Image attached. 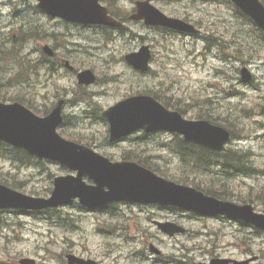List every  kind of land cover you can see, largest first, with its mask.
Here are the masks:
<instances>
[{"label":"rangeland","instance_id":"rangeland-1","mask_svg":"<svg viewBox=\"0 0 264 264\" xmlns=\"http://www.w3.org/2000/svg\"><path fill=\"white\" fill-rule=\"evenodd\" d=\"M24 1H28L27 5ZM154 3L170 15L180 17L186 15L198 20L202 16L197 6L190 0H158ZM20 4H24L28 10L29 4L35 6L36 0H0V43L11 40L13 33L18 32L9 30L7 24L14 20L11 14L20 19L19 14L13 9ZM120 4L121 6L114 4V10L125 13L128 10L125 6H131V0H122ZM202 10L203 13L208 14L209 19L216 20L209 25L210 31L216 29L220 31L223 28L226 31L223 25H229L230 21L234 20L232 11L223 5H206L202 7ZM34 16L37 22H45V17L35 13ZM132 27L135 35L129 34L127 39L116 42L102 41L99 43L102 49H96L91 56L86 49L95 45L91 42L95 38L94 33H84L80 30L70 32V34L83 38V40H78L82 45L77 51L74 48H68L65 38L55 42L58 46H62L63 51H65L64 46L71 51H66L64 56L71 58L72 64L78 71L91 68L96 75L98 74V81L94 86L86 88L79 86L76 75L67 70L62 71L63 75L48 79L46 84L43 79L40 82L35 79L34 83L29 77L30 73L22 71L16 77L10 76V73L4 77L0 75V97L7 100L20 97L39 108H45V106L50 108L56 103L58 97L69 99L70 102L65 107L68 119L60 132L68 138L100 146L95 149L103 154L111 155L115 160H122L123 153L128 152L131 147H138V151L143 155L147 153L157 156L161 149L159 143L168 139L166 136L168 134L149 137L148 141L151 142L149 144L137 145L131 140H126L117 145L106 146L104 138L107 127L103 123L94 122L97 118V115L92 113L94 108L101 110L131 93L149 89L157 90L163 86L164 88L160 90L163 96L167 94L177 98L184 97L185 101L193 105L198 102L199 106H202L200 110L211 108V113H216V115H219L221 111H232L238 105L240 118L244 117L245 111H252L255 114L251 119H245L246 125H243L241 120L236 121L237 131L241 134L246 133L250 139L238 141V144L234 142L231 146L251 148L255 154L257 168L264 171V127H261L264 124V114L261 111L264 104V67L261 69L260 66L253 65L255 75L253 84L256 83L253 86L242 84L238 78L230 82L229 76L216 70L222 62L215 57V54L205 59L197 53L203 45L199 42L197 46L195 38L172 36L165 32L160 35L154 34L137 23H133ZM13 28L18 30L19 27ZM36 29L40 31L38 25ZM142 34L145 38L149 36L147 43L153 45L155 60L152 68L153 73H157L155 77L153 73L140 74L122 61L124 53L131 51L141 42ZM43 43V41L31 42L28 50L33 51L37 47L35 45L39 46ZM90 52L93 51L90 50ZM96 54L104 56L106 61L101 63L93 59L94 56L98 57ZM230 71L234 75L237 73L233 66ZM234 92H238V95L232 98L233 101H229V94ZM192 96L196 100H191ZM206 100L209 101L205 105ZM211 100L213 101L212 106H210ZM228 104L231 105V110L226 109ZM184 108H186L187 116L198 115V107ZM99 109H97L98 113ZM47 165L50 166L55 176L66 175L69 172L59 164L47 163ZM41 167L43 170L44 166ZM163 169L164 172L169 171L165 165ZM2 172L11 173L13 178L2 174L0 176H5L10 180L14 179L19 184L22 180L24 185L21 184V190L30 195L42 196L51 186L45 177L46 173L39 174L37 169L30 167L12 166L0 157V173ZM190 175L192 174H186L183 178L188 179ZM53 177L49 179L52 181ZM203 179L210 181L208 177H203ZM214 181L218 186L223 185L224 191L239 201L241 198L253 199L257 207L264 206L261 204L264 201L262 198L264 196V173L259 177L254 175L231 179L217 178ZM143 209L127 205L122 207V214L119 216L127 219L117 222L121 229V234L117 238H112L111 233L104 235L99 233L100 229L112 228L111 226L108 228L99 226V222L105 220L102 219L104 212H85L76 204L62 208L60 212L50 211L36 214L3 211L0 214L2 221L0 223V264H20L21 259H28L30 262L35 259L34 264H67L63 257L67 252H74L78 255H81L79 253L81 252L84 254L81 256L100 260L104 264H149L147 261L145 263V260H142L143 257L133 252L132 249L138 247L143 250L150 242L157 245L167 256H175V262H170L165 257L163 260L167 264H196L201 261L207 262L214 256L243 260L252 255L260 256L264 264V237H257L254 229L249 226L244 227L219 218H202L189 213L182 214V211L160 210V220L177 222L189 230L184 236L169 238L159 233L153 224L145 220L153 213L145 212ZM129 217H138L141 221L133 219L130 222ZM64 224H68V227H61ZM74 225L80 227L79 231H76L77 228L73 227ZM108 246L113 248L110 253Z\"/></svg>","mask_w":264,"mask_h":264},{"label":"water","instance_id":"water-1","mask_svg":"<svg viewBox=\"0 0 264 264\" xmlns=\"http://www.w3.org/2000/svg\"><path fill=\"white\" fill-rule=\"evenodd\" d=\"M264 28V7L258 0H235ZM63 15L71 20L93 21L98 18L97 7L84 0H59ZM42 6L52 14H58L53 0H43ZM80 8V9H76ZM164 15L160 13V18ZM181 30L193 28L183 21L175 25ZM88 73L80 74L81 82H91ZM250 76L244 72V80ZM111 124L110 140H118L132 131L143 128L146 131L168 130L178 132L190 142L215 150H223L231 134L222 127L208 121H190L179 112H172L151 97L132 98L104 112ZM62 102L47 117L40 118L16 103H0V139L14 146L22 147L39 155L60 161L73 175L58 177L50 199L35 198L0 185V208L41 209L58 204L70 203L79 197L83 204L102 206L115 201L139 203H161L179 205L200 213H224L234 219H242L264 229V214L254 213L251 205H237L219 201L165 180L152 171L132 162H111L108 158L75 142L63 139L57 132L62 123ZM94 180L95 185H87L83 178ZM161 228L173 235L184 231L172 223L160 224ZM23 264L31 263L22 260ZM212 264H229L228 260H214ZM233 264H249V261Z\"/></svg>","mask_w":264,"mask_h":264},{"label":"trees","instance_id":"trees-1","mask_svg":"<svg viewBox=\"0 0 264 264\" xmlns=\"http://www.w3.org/2000/svg\"><path fill=\"white\" fill-rule=\"evenodd\" d=\"M261 36L264 39V36ZM169 148L173 149L175 152L179 151V153L181 154V159L185 166H190L194 171L203 173H210L213 171L216 172V166L222 168L223 170L225 168L231 169L232 166L236 165L237 163H241L244 159V156L237 155L235 152H233L232 154H219L217 152L210 151L196 145L187 144L182 139L178 141L177 145L174 143L169 145ZM0 153L14 163L35 166L39 168L41 173H45L44 169H46V162L40 161L22 150L14 149L3 143H0ZM125 157L130 159L132 156L128 154ZM141 162L146 166L153 168L159 173H164L157 162L149 161L148 159H144ZM218 164H220V166ZM41 166H44L43 170L41 169ZM247 166L249 167V165ZM47 170L48 174H52L49 172L50 170L48 168ZM0 181L11 183V186L15 188L21 187L20 184L14 180L10 182V180L7 181L6 179H0ZM208 189L211 190V188Z\"/></svg>","mask_w":264,"mask_h":264}]
</instances>
